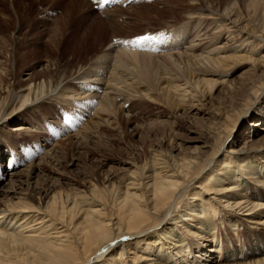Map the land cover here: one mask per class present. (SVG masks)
<instances>
[{
  "label": "bare ground",
  "instance_id": "1",
  "mask_svg": "<svg viewBox=\"0 0 264 264\" xmlns=\"http://www.w3.org/2000/svg\"><path fill=\"white\" fill-rule=\"evenodd\" d=\"M14 2L22 29L24 16L19 9L25 3L34 5L35 0ZM198 4L180 3L171 7L175 13L182 10L178 14H186L183 21H187L180 24L175 19L165 28L150 31L149 35L157 37L155 40L142 44L111 40L94 62L88 64L87 59L80 58L76 67L74 61L62 64L54 60L37 71L34 67L40 57L33 59V56L40 47L21 54V49L27 48L24 45H32L33 40L16 41L10 37L15 31L12 9L7 0H0V15L9 16L0 22V32L7 33L2 31L5 43L0 45V58L6 56L5 63L0 62V122L3 125L20 120L11 128L15 135H23L30 129V122L24 116L34 105L39 108L40 100L45 97H61L71 104L75 100L71 98H92L104 91L100 99L83 104L87 107L99 101V111L116 119L118 108L128 100L123 96L124 99L115 102L109 90L124 94L131 92L135 84H143L142 90L133 93L143 92L150 100L164 97L169 106L178 110L186 107L188 96L201 100L212 93L220 78L213 74L230 68L231 59L255 63L254 82L247 90L246 100L233 114L224 115V123L213 130L212 139L201 138L184 153L175 147L173 150L157 148L143 162L124 160L132 168L121 181H111L109 175L89 182L63 174L53 178L49 173L56 175V169L46 167L61 166L63 157L48 155L25 170L12 172L17 177L14 185L7 190L0 189V264H207L205 261L212 262L223 256L218 246L223 241L217 232L221 204L238 211H256L247 221L255 227L251 228L252 234L243 235L242 246L228 247L224 259L212 264H264V234L257 232V229L264 231V196L260 192L251 194L254 186L244 181L250 169L257 174L255 183L264 185V170L259 161L264 159V134L261 135L264 131V49L256 57L241 56L233 52L236 46L218 45L226 24L229 29H237L242 39L257 43L259 49L264 47V0H220L218 7L203 6L208 10L206 14L199 13ZM68 5L67 18H70L77 4L74 1ZM238 5L245 7L247 14ZM149 7L152 5H142L139 15ZM167 7L163 11L171 10L169 3ZM148 11L144 14L148 15ZM207 17L211 19L208 27L213 22L215 25L213 32L206 36L209 42L203 43L201 32ZM40 19L46 20V17L41 15ZM57 22L45 44V53L49 56L55 51L63 57L69 52L76 55L82 44L72 47V42L79 44L92 38L94 31L105 28L101 22L117 25L116 17L101 19L98 25L94 18L89 29L65 36L66 25L61 27ZM35 25L27 30L32 33ZM66 45L69 46L65 48ZM229 51L232 52L227 55ZM12 58L16 62L15 72L10 65L6 66ZM25 67L30 72L22 80L18 76ZM102 82L103 89L97 86L91 91L93 83ZM162 86L165 88L161 89ZM217 115L213 114L214 118ZM250 117L253 120L248 138L253 130L252 137L260 138L231 142L238 125ZM9 143L14 147L19 142L13 139ZM6 144L0 137V155L11 146ZM24 184L27 187L22 189ZM223 212L222 217L231 227L243 223L231 210ZM191 249L197 251L196 255H192Z\"/></svg>",
  "mask_w": 264,
  "mask_h": 264
},
{
  "label": "rangeland",
  "instance_id": "2",
  "mask_svg": "<svg viewBox=\"0 0 264 264\" xmlns=\"http://www.w3.org/2000/svg\"><path fill=\"white\" fill-rule=\"evenodd\" d=\"M14 1L15 0H7V2H9L8 7L10 6L12 9V15L14 18L13 24L15 27V31L11 33L10 37L16 41H21V39H27L29 41L31 39L33 40L32 45L31 43H26L24 45L27 48L21 49V54L27 52L28 49L34 50L37 49V47H40L34 55L36 57L33 56V59L40 57V59H38V64L34 67L37 71L47 65L49 61L54 60L60 61L62 64L74 61V65L77 67L78 63L81 61L80 58H85L88 60L89 64L96 61L100 56L103 47L109 45L111 40L112 42H116L117 40L133 41L137 37H141L139 34L142 36L149 35L150 31L158 30L161 27L165 28L167 25L174 23L173 21L175 19L179 20L177 21L178 23H184L187 20L183 21V18L187 15L184 13H181V15L178 14L182 10H175L178 12L175 13L171 8L180 5V3L190 5L198 2L199 13L206 14L208 8L212 9L218 7V3L220 2V0H203V3L200 0H118L115 5L99 8L97 1L94 0H88L89 3L84 4L82 3L83 0H44V3H39L40 0H35L34 5L33 3L31 4L32 6L29 3H25L26 5L22 4L21 9H19V11L21 10L20 14H23L22 16H24L22 18L23 23H25V28L23 27L21 29L20 18L19 15L16 14L17 9L14 6V3L16 2ZM74 1L75 4H77L73 9L74 14H72L70 18H67L68 4ZM170 1H173V3ZM168 3L170 5L169 10H171L163 11L168 9ZM148 4L152 5V7L148 8L149 11L148 9H142L144 13L148 11V15H145L144 13L139 15L140 10L138 9H140L142 5L146 6ZM203 6L207 9L203 8ZM238 7L241 8L243 14H247L245 7H242L241 5H238ZM161 11L162 13H159ZM30 12H33L32 16H30ZM41 15L46 17V20L40 19ZM178 15H180L179 18ZM113 17H116L117 25L101 22L105 28L100 30V32L94 31L92 38L79 44L71 41L72 43L70 46L72 47L74 45L82 44L80 45L81 50H79L76 55L72 56L69 52L63 57L59 54V51H55L53 56H49L45 53V44L49 41L48 39L52 34L51 31L53 30V27L56 26L55 23L57 21L58 24L60 23L61 27L66 25L64 33L65 36H69L70 33L77 35L79 34V31L83 32L85 29H89L88 27L94 18H96L95 24L98 25L97 22L101 19L107 20L108 18ZM4 18H9V16L0 15L1 23ZM207 18L208 19L202 26V29L204 30L201 32L203 43L209 42L206 36L210 32H213V27L215 25L213 22L212 25L208 27L207 23H210L211 19H209L210 17ZM33 24H37V26L35 25L33 29L34 31L31 33L27 29ZM180 24L179 26H181ZM222 30L224 31L223 36L220 38L218 45L227 47L236 46V48L233 49V52L241 56L244 54H251L254 57L258 54L261 55V50H263L264 47L259 49L257 43L252 42L251 40L249 42L242 39L241 35H238L239 33L237 32V29H229V27L224 24ZM2 31L0 32V45L5 43V39H2L5 37L2 34ZM228 31H230L229 33H232L229 39H227V36L229 35ZM4 32L7 34L6 31ZM11 44L15 45L12 42ZM68 46L69 45H66L65 48ZM183 47H186V45L183 44ZM10 48L12 49L13 46ZM230 52L232 51H229L227 55H229ZM5 57L0 58L1 63H5ZM229 62L231 64L230 68H223L226 69L224 71L223 69H219V71H216L213 74L216 78L220 77L217 85L214 87L213 94L209 93V95L201 100L193 98L190 95L188 96L189 98H187L188 100L186 99V101H188L185 102L186 107L183 109L178 108V110L169 106V101L164 97V99H160V96L158 99L150 100L143 92L133 93L135 90H142V88L145 87L143 84H141L143 86L139 84H135V86L133 85L134 87L131 88V92H123L125 95L109 90L111 97L113 96V98L116 99L115 102L124 98H127L126 100H128L123 105H120L122 109L118 108L115 114L116 119L111 115L108 117L107 115H109V113L105 111H99L100 108H97L99 106V101L92 105H87V107L84 105L88 103V100L100 99L99 97L104 94V91L101 95H94L92 98L91 96L87 99H81L80 97L71 98L73 100L75 99L71 104L62 101L63 98L61 99V97L43 98L40 100L42 103L38 106L39 108H36V105H34V107L29 109L30 111L28 114H23L25 115L24 118L34 125L32 126L29 123L28 126L30 129L26 130L23 135H15L14 132L12 133L11 131L13 125L20 123V120L18 122H8L3 125H1L2 123L0 122V137L5 143H7L6 145H11L12 143L10 144L9 142L13 139L19 142L14 147L11 145L8 149H4L2 151V154L4 153V155H0V189L7 190L11 188V185H14V179H17V177H14L13 174H11L12 172H19V170L22 171V169L25 170L29 165L31 166L39 163L43 156L46 155L49 157H63L61 158L63 161L61 166L49 165L46 167V169L49 168L50 170L56 169L54 172L56 175L49 173L53 178L60 177V175L63 174L64 176L67 175L66 177L89 182L91 179L94 181L101 177L103 179L104 175H109L111 181H121V179L125 178L131 172L130 169L132 168L129 164H124L125 161H129V163L137 161L143 162L150 156L152 150L157 148L173 150V147H175L180 149V152L184 153L194 145V142L199 141L201 138L212 139L211 135L213 130L223 125L224 115L227 112L233 114L237 110L242 102L246 100L248 93L247 90L250 88L251 83L254 82L252 79V73L254 72L253 69L255 68V63L253 61L246 60L245 62L243 60L231 59ZM9 65L15 72L16 62H14V58H12L11 63L7 62L6 66ZM261 68L262 67H260V71L263 69ZM73 70L75 71L76 69L74 68ZM29 72L30 70H26V67L23 68L18 78L22 80L26 79ZM13 81L14 80H12V82ZM130 83L131 82H129V84ZM93 85L94 87L91 91L96 90L97 86L99 89H103L105 83H93ZM162 88L164 89L165 87L162 86L161 89ZM174 92L175 90H172V93ZM115 95L118 97L115 98ZM123 96L124 98H121ZM190 97L192 98L191 100ZM37 104H39V102H37ZM215 113H218L216 118L213 116ZM251 118L253 117L248 118L244 123L238 125L235 132L232 134L231 142L235 140L236 142L240 141L239 143H243L247 142L248 139L260 138V136L252 137L254 130L251 132L252 136L248 138L251 126L250 122L253 120ZM85 126H88V129L86 127L87 130L85 129ZM258 128L260 129L261 126ZM263 134L264 131L261 135ZM79 142L84 143L83 145H79ZM259 161L261 162L260 168L262 167L264 170V159H259ZM57 163L58 161L55 164ZM254 172L255 171L249 169V174L245 177L244 181L254 186L251 194L260 192L264 196V185L255 183L257 174H254ZM26 187V184H24V186L22 185V189H25ZM225 209L226 211L231 210L230 213H235L242 218L241 222L243 223L238 227H231V225L225 221L224 217H222L224 214L223 210L225 211ZM219 211L220 214L218 213L217 218V232L220 233V240L223 242L219 243L218 246L221 249L219 254H223V256H218V258L212 262H210V260L205 261L207 264H212L224 259L228 247L232 249L235 245L237 247L242 246L244 242L243 235L252 234V232H250L251 228L255 227L254 225L252 226V224L249 225L247 221L256 211H252L251 213L240 210L238 211L227 208L224 204L220 205ZM257 230L256 231L260 235L264 234V231L261 229ZM241 232L243 233L241 234ZM191 251L193 256L196 255V250L191 249ZM128 260L130 261L131 258L128 257L127 261ZM200 262L204 263L202 261Z\"/></svg>",
  "mask_w": 264,
  "mask_h": 264
},
{
  "label": "snow or ice",
  "instance_id": "3",
  "mask_svg": "<svg viewBox=\"0 0 264 264\" xmlns=\"http://www.w3.org/2000/svg\"><path fill=\"white\" fill-rule=\"evenodd\" d=\"M109 2H110V0H103L104 4H107ZM155 39H157V37H155L153 35H145V36L137 37L135 40L131 41L130 43L142 44L144 42L152 41Z\"/></svg>",
  "mask_w": 264,
  "mask_h": 264
}]
</instances>
